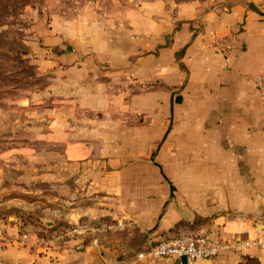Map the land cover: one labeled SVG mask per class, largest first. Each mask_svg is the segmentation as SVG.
<instances>
[{"label":"crops","instance_id":"obj_1","mask_svg":"<svg viewBox=\"0 0 264 264\" xmlns=\"http://www.w3.org/2000/svg\"><path fill=\"white\" fill-rule=\"evenodd\" d=\"M42 43L50 95L67 103L51 128L59 166L97 199L68 216L125 217L134 240H71L54 255L1 221L0 264H180L137 256L179 233L228 244L194 264H264L262 5L87 1Z\"/></svg>","mask_w":264,"mask_h":264},{"label":"rangeland","instance_id":"obj_2","mask_svg":"<svg viewBox=\"0 0 264 264\" xmlns=\"http://www.w3.org/2000/svg\"><path fill=\"white\" fill-rule=\"evenodd\" d=\"M87 1L0 0V222L16 224L27 239L32 232L36 237H48L53 230L73 223L100 228L116 221H129L110 215L68 216L76 203L80 209L96 204L97 199L69 175V170L60 168L61 145L58 134L51 130L59 128L58 120H65L56 110L67 103L50 95V75L44 70L48 57L42 35L53 19L74 16L78 13L75 8ZM99 1L107 4L142 0ZM243 1L264 7V0ZM127 229L128 225L123 229L99 230L95 236L132 244L134 238L120 234ZM33 247L37 249L36 245Z\"/></svg>","mask_w":264,"mask_h":264},{"label":"built area","instance_id":"obj_3","mask_svg":"<svg viewBox=\"0 0 264 264\" xmlns=\"http://www.w3.org/2000/svg\"><path fill=\"white\" fill-rule=\"evenodd\" d=\"M80 8L76 7L75 10L79 12ZM256 88L261 96L264 97V74L256 79ZM125 226L126 223L120 221H116L114 224H104L100 228L83 222L73 223L70 226L53 230L48 237L27 239L24 235H21V240L31 246L36 245L41 253L52 251L55 255L61 253L71 240L84 241L95 237V232L99 230L123 229ZM3 239H6L4 231H0V240ZM249 244L250 242L248 241H235L230 246L234 249H241ZM225 247H228L227 243L210 242L198 234L179 233L164 239L148 242L144 252L138 253L137 256L169 258L176 260L178 263L180 257L184 256L186 264H194L197 261L214 257L220 249Z\"/></svg>","mask_w":264,"mask_h":264},{"label":"water","instance_id":"obj_4","mask_svg":"<svg viewBox=\"0 0 264 264\" xmlns=\"http://www.w3.org/2000/svg\"><path fill=\"white\" fill-rule=\"evenodd\" d=\"M179 261H180V264H186V259L184 256H181Z\"/></svg>","mask_w":264,"mask_h":264}]
</instances>
